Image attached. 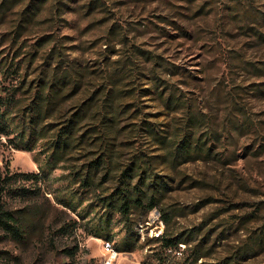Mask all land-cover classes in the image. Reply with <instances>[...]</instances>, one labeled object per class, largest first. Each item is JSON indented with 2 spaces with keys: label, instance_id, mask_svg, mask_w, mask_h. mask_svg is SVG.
<instances>
[{
  "label": "rangeland",
  "instance_id": "374dc122",
  "mask_svg": "<svg viewBox=\"0 0 264 264\" xmlns=\"http://www.w3.org/2000/svg\"><path fill=\"white\" fill-rule=\"evenodd\" d=\"M66 67L82 88L64 114L107 87L118 94L107 141L119 171L105 176L103 164L92 187L76 179L101 152L89 141L52 174L13 183L3 201L20 209L27 238L0 230V264H264V0H0V95ZM170 94L184 105L169 106ZM106 107L93 106L88 125ZM151 120L177 142L193 125L206 152L174 161ZM41 149L1 135L0 166L39 172ZM137 153L169 183L157 195L163 225L143 206L128 218L104 201ZM67 194L76 209L59 201ZM161 226L183 242L166 251L150 240Z\"/></svg>",
  "mask_w": 264,
  "mask_h": 264
},
{
  "label": "trees",
  "instance_id": "16d2710c",
  "mask_svg": "<svg viewBox=\"0 0 264 264\" xmlns=\"http://www.w3.org/2000/svg\"><path fill=\"white\" fill-rule=\"evenodd\" d=\"M28 86L27 90H23L18 84L10 86V93L7 96L0 95V136L6 135L14 147L29 151H34L41 144V150L46 154L40 163L39 172L20 170L14 172L9 166L5 169L0 166V230L19 240L27 238L24 229L25 220L19 213L20 209L9 208L3 201L4 193L13 183L21 178L34 179L36 182L42 176L52 174L54 168L62 161L69 159L77 148L81 146L84 149L87 148L89 141L103 145L101 152L80 166V169L75 172L76 179L79 177L84 186L92 187L97 182V176L103 164L107 165L105 176L115 169L119 171V167L113 165L114 151L107 141L116 123V115L111 112L118 94L111 87H107L104 97L94 99V96H90L66 115L64 108L67 100L80 92L82 88L81 79L71 69L66 67L59 73V70L54 68L50 75L49 73L41 75L37 81ZM172 98L176 100L174 103L184 105L181 97L170 94L167 96L169 106L173 102ZM95 105H100V108L106 106L110 108L107 109V113L102 114L100 123L88 125L91 117L90 110ZM121 111L124 112L122 108ZM147 124L146 130L163 148L170 149V155L174 157V161L179 156L201 157L206 152L204 140L201 137L197 138L195 145H192L193 132L190 126L193 125L191 124L185 125L189 127H184L183 133H176L178 136L183 135L179 142L168 133L167 129H159L153 120L148 121ZM168 157L169 154L163 155L162 159L165 160ZM117 175L115 176H117L118 185L104 197V201L106 205L116 208L122 216L128 218H131L133 209L139 206H143L144 215H148L153 208L157 207V195L162 194L169 187L165 176L155 172L153 160L145 158L140 153L135 154ZM136 176H138L137 179ZM23 189L25 192L36 193L38 188L24 187ZM69 199L70 195L67 194L63 198L60 197L59 201L69 208L76 209L77 204ZM161 215L165 221H170V216L166 212ZM60 229L67 231L70 229L69 224L63 225ZM95 235L104 237L105 234L98 231ZM150 240L160 242L166 251L183 242V239L170 235L167 230H164L162 235H154ZM64 251L70 256L75 253L73 247L65 248Z\"/></svg>",
  "mask_w": 264,
  "mask_h": 264
},
{
  "label": "built area",
  "instance_id": "2783aa9c",
  "mask_svg": "<svg viewBox=\"0 0 264 264\" xmlns=\"http://www.w3.org/2000/svg\"><path fill=\"white\" fill-rule=\"evenodd\" d=\"M151 212H152V215H154V213H155V216L156 217L154 218V220H159L160 221V224L163 225V222H162L163 221V218H162V216L160 214V210H158L157 207H155V208H153V210ZM160 224H156L155 227H159ZM154 233H161V235H162L163 234V228H162V226H161V230H155Z\"/></svg>",
  "mask_w": 264,
  "mask_h": 264
}]
</instances>
